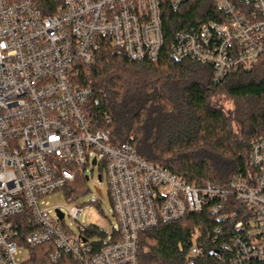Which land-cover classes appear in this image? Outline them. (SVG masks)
Here are the masks:
<instances>
[{"label": "built area", "instance_id": "obj_1", "mask_svg": "<svg viewBox=\"0 0 264 264\" xmlns=\"http://www.w3.org/2000/svg\"><path fill=\"white\" fill-rule=\"evenodd\" d=\"M186 1L54 0V13L45 14L46 0H0V264H27L31 249L42 246L53 263L140 264L141 233L207 207L220 224L212 240L216 260L264 264V137L252 144L246 175L225 188L198 187L131 145H112L88 118L93 90L79 78L101 39L132 62H157L168 11ZM213 1L221 18L177 31L170 55L211 68L221 82L264 61V0ZM95 167L117 220L111 234L79 225L86 207L77 200L67 196L75 205L64 209L48 201ZM204 254L197 233L186 264Z\"/></svg>", "mask_w": 264, "mask_h": 264}, {"label": "trees", "instance_id": "obj_2", "mask_svg": "<svg viewBox=\"0 0 264 264\" xmlns=\"http://www.w3.org/2000/svg\"><path fill=\"white\" fill-rule=\"evenodd\" d=\"M46 1L45 14H53L54 0ZM221 16L213 0H187L180 10L168 11L166 46L157 62H132L102 38L95 61L82 67L79 78L82 87L93 90L88 118L94 131L105 132L114 146L131 145L142 159L198 187L212 183L225 188L246 175L252 144L264 137V61L216 82L211 68L170 55L177 31ZM220 96L232 100L234 109L225 111ZM86 182V176L78 175L64 188L69 200H76ZM219 225L207 207L145 231L139 263L186 264L198 233L205 254L197 264H222L211 251ZM48 249H31L27 264H61L51 261Z\"/></svg>", "mask_w": 264, "mask_h": 264}, {"label": "rangeland", "instance_id": "obj_3", "mask_svg": "<svg viewBox=\"0 0 264 264\" xmlns=\"http://www.w3.org/2000/svg\"><path fill=\"white\" fill-rule=\"evenodd\" d=\"M218 104L224 108L225 111H231L234 109V103L226 96H220L217 98ZM103 173L99 167L87 168L85 175L89 176V180L85 183L84 188L77 189L79 196L76 198L77 203L85 206V210L82 217L78 219V224L89 228L96 227L100 232L111 234L113 226L117 224V220L114 217L113 209L108 199L109 187L105 181L99 180V175ZM102 188V195L100 196L97 189ZM68 194L64 191L58 192L51 196L48 201L51 207L71 208L75 204H70L67 201ZM65 224L75 234L78 233V229L75 224L72 223L69 217H66ZM77 225V224H76ZM93 241H98L99 237H94Z\"/></svg>", "mask_w": 264, "mask_h": 264}, {"label": "water", "instance_id": "obj_4", "mask_svg": "<svg viewBox=\"0 0 264 264\" xmlns=\"http://www.w3.org/2000/svg\"><path fill=\"white\" fill-rule=\"evenodd\" d=\"M93 165H95V162H93ZM87 180H88V177H87ZM99 180H101V176H99ZM98 194L101 195V192L100 190H97ZM108 199H109V202H110V205L112 207V201H111V197H110V194L108 192ZM63 218V216L61 215V219Z\"/></svg>", "mask_w": 264, "mask_h": 264}]
</instances>
